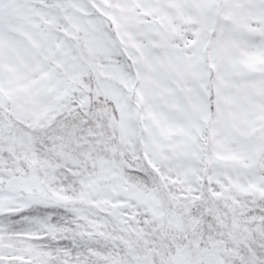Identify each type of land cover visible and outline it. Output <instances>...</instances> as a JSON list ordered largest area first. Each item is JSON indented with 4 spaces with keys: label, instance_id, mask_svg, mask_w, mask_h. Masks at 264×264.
<instances>
[{
    "label": "snow or ice",
    "instance_id": "1",
    "mask_svg": "<svg viewBox=\"0 0 264 264\" xmlns=\"http://www.w3.org/2000/svg\"><path fill=\"white\" fill-rule=\"evenodd\" d=\"M0 264H264V0H0Z\"/></svg>",
    "mask_w": 264,
    "mask_h": 264
}]
</instances>
